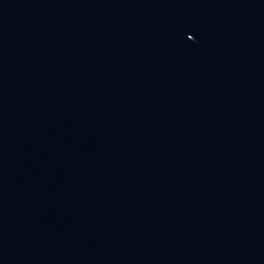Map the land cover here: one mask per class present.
<instances>
[{"label": "water", "instance_id": "water-1", "mask_svg": "<svg viewBox=\"0 0 264 264\" xmlns=\"http://www.w3.org/2000/svg\"><path fill=\"white\" fill-rule=\"evenodd\" d=\"M0 264H264V0H0Z\"/></svg>", "mask_w": 264, "mask_h": 264}]
</instances>
